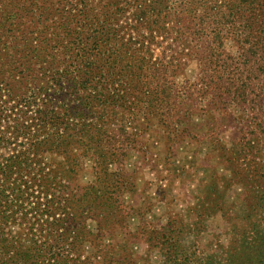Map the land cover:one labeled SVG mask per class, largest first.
<instances>
[{"label": "rangeland", "instance_id": "obj_1", "mask_svg": "<svg viewBox=\"0 0 264 264\" xmlns=\"http://www.w3.org/2000/svg\"><path fill=\"white\" fill-rule=\"evenodd\" d=\"M185 2L155 5L139 24L133 11L144 6L141 1L0 0V67L9 71L13 63L19 65L5 54L27 53L28 48L39 55L37 64L42 66L54 61L59 65L57 58L64 56L65 64L111 66L115 51L121 52L118 61L124 68L137 54L155 62L161 57L174 61L177 68L169 80L175 83L173 103L181 105L175 123L169 124L166 112L125 113L122 101L109 105L105 98L95 97L74 103L95 111L91 117L104 119L115 146H123L122 154L112 156L110 167L119 207L111 224L99 217V243L112 245L111 264H264V13L260 5L257 11L254 6L259 20L249 34L242 32L239 22L231 28L224 22L216 31L198 34L204 44L195 43L196 49L211 54L210 69L242 63V51L256 49L251 73L234 69L232 76L223 68L209 70L208 86L201 80L202 63L184 54L191 52L196 38L160 35L149 28L155 25L156 10L166 25L181 16L182 9H191V14L206 9V18L215 15L212 0ZM11 15L20 30L5 24ZM177 54H182L179 62ZM219 75L251 84L246 102L213 104L219 90L211 86ZM8 76L2 74L0 80L13 88L16 83ZM124 77L111 78L120 84ZM14 88L15 96L20 89ZM135 96L140 97L134 94L127 101L137 102ZM89 166L85 162V170Z\"/></svg>", "mask_w": 264, "mask_h": 264}, {"label": "trees", "instance_id": "obj_2", "mask_svg": "<svg viewBox=\"0 0 264 264\" xmlns=\"http://www.w3.org/2000/svg\"><path fill=\"white\" fill-rule=\"evenodd\" d=\"M135 1L144 4L133 11L136 22L142 24L146 13L154 12L155 5L169 0ZM185 1L196 3L198 0H182V3L186 4ZM212 2L216 11L210 19L205 17L206 9L191 14L188 8L182 9L181 16L166 25L156 10L157 16L152 21L155 25H149L151 31L160 35L196 38L191 52L184 54L202 63L205 72L201 80L208 86L210 79L206 80L205 73L209 70L223 72L225 69L232 76L236 74L234 69L251 73V66L257 60L256 49L249 46L242 51V63L231 62L226 68L215 65L210 69L214 62L211 54L208 56V52L204 54L196 49L195 43L204 44L198 34L206 29L216 31L224 22L228 28L239 22L242 32L249 34L259 20L254 6L257 11L260 5L264 13V0H226L223 7L216 0ZM9 18L5 24L20 30L16 17ZM151 38L149 44L154 40L153 34ZM120 53L115 51L113 64L104 67L95 63L76 65L72 61L65 64V56L57 58L59 65L55 61L38 65L39 55L31 53L29 48L27 53L5 54L20 63H13L9 71L0 67V76L8 72V78L12 76L11 83H16L13 86L20 93L14 96L15 88L0 80V264H111L112 245H100L98 238L102 233L97 223L103 217V222L111 224L119 207L110 167L114 163L112 156L117 151L122 154L123 146H115L104 119L91 117L95 111L84 109L82 103H74L95 97L101 101L105 98L109 105L122 101L125 113L166 112L169 124L176 122L174 114L181 109L179 103H173L175 83L169 80L177 68L174 61L161 57L155 62L135 54L134 62L124 68L119 66ZM181 56L177 54L176 61ZM18 66L21 69L16 71ZM116 75H125L124 81L115 83L111 77ZM231 75L227 80L219 75L218 82L211 86L219 90L212 98L213 104L246 102L252 85L236 83ZM237 80H241L239 74ZM134 94L140 95L135 96L138 101H127ZM85 162L90 163L89 170H85Z\"/></svg>", "mask_w": 264, "mask_h": 264}]
</instances>
